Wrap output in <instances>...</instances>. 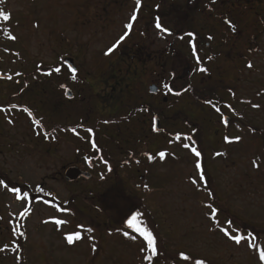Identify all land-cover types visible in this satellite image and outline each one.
I'll list each match as a JSON object with an SVG mask.
<instances>
[{
    "label": "rangeland",
    "instance_id": "obj_1",
    "mask_svg": "<svg viewBox=\"0 0 264 264\" xmlns=\"http://www.w3.org/2000/svg\"><path fill=\"white\" fill-rule=\"evenodd\" d=\"M114 1H6V11L11 13V19L3 28L9 29L12 36L16 34L19 42H13L8 36V40L0 42L9 45L5 51L0 50L5 61L11 63L16 58L22 66L30 68L38 62L53 66L59 63L60 71L54 77L66 76L68 86L74 92V99L69 100L63 94L60 96L55 87L51 89L53 100L49 99L45 104L53 107L55 116L61 120L65 114L71 126L78 124L79 116L86 113L92 122L96 117L116 122L120 116L119 121L123 122L118 123L122 125L120 128L115 125L105 128L110 130V137L101 135V158L107 155L122 162L117 166L115 161L105 158L109 170L100 163L98 150L91 146L87 132L85 140L76 138L78 144L70 141L66 146L22 145L17 151L0 150V168L14 180L30 185L35 192L33 211L24 223L25 246L28 247L26 264H149L141 252L144 239L131 242L123 235L127 229L122 227L123 214L117 211L118 206H112L110 217H107L97 205L89 209V204L81 199L108 190L115 179L120 184V177L124 185L120 184V190L116 188L121 194L131 196L138 191L144 170L133 155L139 152L137 158H141L148 149L167 151L169 148L168 136L164 130L154 131L149 112H143V115L138 112L129 122L128 106L132 109L143 102L151 107H166L160 128L188 131L192 125L198 129L202 140L204 158L197 157L191 148L183 149L175 143L167 151L174 156L168 157L173 160L171 164L155 160L149 166L151 184L159 180L162 183L158 185V191H148L146 198L160 222V236L166 251L185 252L215 264H264L259 258L260 249H264V0H140L142 5H138L137 0H117L124 8L120 16L114 8ZM220 11L229 13L235 31L224 22ZM134 14L136 20L132 21ZM157 17L163 27L170 30L185 27L194 31L195 38L174 39L173 34L161 30L159 37L158 29H154ZM130 22L133 25L131 30L125 27ZM125 32H128L127 37L106 55ZM198 36H203V42L194 50L192 43ZM8 49L21 51L11 55L6 54ZM142 53L164 59V62H155L156 59L151 62L154 66L162 65L164 77L160 80L151 74L146 77L147 82H156L160 87L158 97L140 83L133 86L130 82V74L136 76L137 72H132V66L126 67L124 61L130 56H142ZM67 57L76 61L75 80L64 62H60ZM249 62L252 68L247 67ZM187 66H190V75L183 78V82H177ZM103 73L105 78H99L103 80L101 88L108 84L117 85V82L121 84L118 90L127 82L129 85L128 92H124L111 109L106 108L102 90L95 98L88 89L91 85L99 91L100 85L93 79ZM79 74L84 76L82 84L86 88L83 93L81 87V94L86 102L80 97ZM110 74L115 76L114 80ZM165 84H173L171 91L179 92L170 95ZM211 84L212 98L221 100L218 107L205 104L201 95L196 97L189 90L192 86ZM39 93L37 88L31 95ZM161 93L166 96L165 102ZM254 104L259 107H252ZM220 106H223L221 112L218 111ZM178 112L188 117L189 126L183 125L179 118L174 122ZM223 116H228L230 122L225 124ZM116 137L119 139L115 140ZM81 154L92 160L95 173L89 181L68 183L64 178L65 171L81 160ZM197 162L201 169L196 168ZM204 165L215 177L216 202L211 200L200 176ZM128 169H135L136 173L131 175ZM192 179L197 180L195 185ZM40 188H43V194L52 195L61 204L73 198L74 211H90L91 221L76 222L73 213L60 211L57 204L50 203L46 197H37ZM4 203L3 215L5 213L10 221L0 222V252L10 239L16 217L27 207L26 200L18 199L14 194H7ZM212 209L218 211L213 214ZM228 221L232 222L231 225ZM246 226L256 232L258 228L259 237L252 239L254 231L240 230ZM88 228L93 231L88 232ZM223 228L233 235L251 236L237 244L221 231ZM77 231L82 239L67 243L66 235ZM9 256L14 261L16 254L7 251L6 257ZM172 259L174 264H189L179 261L177 256Z\"/></svg>",
    "mask_w": 264,
    "mask_h": 264
},
{
    "label": "flooded vegetation",
    "instance_id": "obj_2",
    "mask_svg": "<svg viewBox=\"0 0 264 264\" xmlns=\"http://www.w3.org/2000/svg\"><path fill=\"white\" fill-rule=\"evenodd\" d=\"M6 1L3 0V3L0 4V8H2L4 11H6ZM142 5L141 3H139ZM114 8L118 15L120 16L124 10L122 7V3L120 1L117 2V0L114 1ZM220 15L224 16V22L229 25L228 21H231V18L229 17V13L227 14L225 11H220ZM2 24V27H4V22L0 21ZM231 24L233 22L231 21ZM115 24V26H117ZM0 27V42L7 39L4 36L3 28ZM154 29H158L156 26ZM170 30V29H169ZM8 33H11L9 29H7ZM160 29H158V36L160 37ZM188 33L194 34L192 31H188ZM169 34V33H168ZM170 34L174 35V39H177L180 37L179 32L177 30H170ZM7 36V35H6ZM14 36V35H13ZM190 36V35H189ZM15 41H18V37L15 34ZM10 39V37L8 36ZM191 39L195 38V34L190 36ZM8 40V39H7ZM12 40V39H10ZM203 40V36L196 37V40L193 42L195 44V49H198L200 47V44ZM9 42V41H6ZM14 42V41H13ZM192 43V45H193ZM209 44V42L207 43ZM9 45L5 43L0 44V50L5 51V48H8ZM6 54L7 50H6ZM16 59V58H15ZM15 59L14 62L8 63L5 61L3 52L0 54V150H9L10 149H19L22 145L25 147H34V146H46L51 147L54 145H60L66 146L70 144V141L73 144H78V140L76 138H79L81 140H85L87 137H85V133H89V141L93 148L97 149V155L100 158V163L105 165L108 168V163L106 159H111L110 156L101 158L100 153L102 152L101 147V138L98 140L97 135L101 134L104 135L103 130H105L103 127L115 125V122L113 120H102L101 118L96 117L95 120L92 122L90 120L89 114L86 113L84 116H79V121L77 125H69L67 121V117L65 114L61 117V120H59L58 116L54 114L53 107L46 106L45 102H47L49 99L53 100V87H55L60 96L62 94L65 96V89L63 88V85L68 86V78L66 76H57L54 77L53 72V66L52 64H49L48 68V74H41V75H22V64L21 62H17ZM156 59V60H155ZM152 60H155V62H164V59L161 58V56H152L146 53H142V56H130L128 61L126 62V67L132 66L134 69L132 72H137V75H131L130 74V82L134 86L137 85V83H140L145 89H148L150 94H153L155 97H158L157 95L160 94L161 89L156 84V82L150 84L149 81H146L147 75L151 74L152 76H157V79L160 80L164 77V73L162 70V65L158 64V66H154L152 63ZM152 62V63H151ZM28 67V66H27ZM30 68V67H28ZM128 69V68H127ZM41 72H43V69H41ZM81 73V70L79 71ZM128 73V72H127ZM19 74V75H18ZM129 74V73H128ZM110 77L112 80L115 76L110 74ZM82 78L81 74L78 76V83L80 86V94H81V87L83 88L84 93V85L82 84ZM99 78H105V74H101L100 76H96L93 81H97L98 85H100L99 91H95L93 86L89 85L88 89L92 90L91 95H95V98H98L102 90L103 93H105L102 97L106 100V108L111 109L114 106L117 105L120 98L124 96V92H128L127 87L129 88L128 82L127 86L123 85L120 90H118V87L121 85L117 82V85H111L108 84L104 88H101V82L103 80ZM136 79V81H134ZM24 81V82H23ZM100 82V83H99ZM116 83L115 81H113ZM134 82V83H133ZM177 82H182V80H178ZM82 84V86H81ZM175 84V83H173ZM173 84H171L170 88L173 90ZM36 86L35 87H33ZM155 86L158 89V92L152 93L150 91V87ZM39 89V94L37 95H31V93ZM86 88V87H85ZM14 91V92H13ZM107 91V92H106ZM174 92H178V90L174 91H168L170 95H172ZM78 93V94H79ZM162 94V93H161ZM119 95V97H118ZM122 95V96H120ZM163 102L166 101V96L163 95ZM81 100L83 102H86L85 97L83 94L80 95ZM131 106H128V114L130 116V121H133L134 117L133 115L137 114H144L145 112H149L152 114L153 118V129L154 131H161L163 128H160L161 125V117H164L166 107H151L148 103H141L139 105H136L132 109ZM127 108V107H126ZM25 109H28V111H25ZM29 112H31L32 115H29ZM144 112V113H143ZM100 117V116H99ZM122 117L120 116L118 118V121ZM159 121V129H155V120ZM11 121V123H10ZM36 121H39L40 123H36ZM112 121V122H108ZM122 125H117V128H120ZM15 130L14 133H11L10 130ZM75 129V131H73ZM88 129H92L93 134H91ZM17 134V139L15 140V136ZM72 135V136H71ZM93 135V137H92ZM106 135V134H105ZM110 137V135H107ZM75 139H72V138ZM137 153V152H136ZM139 153V152H138ZM134 154V153H133ZM106 158V159H105ZM112 160V159H111ZM74 166H77L81 168L83 171H90L92 175L95 173L94 171V164L91 159H87L85 155L81 154V160L77 161ZM2 169V168H0ZM108 170V169H107ZM5 171V170H4ZM7 176L11 179L6 172ZM84 178H81L79 181H84Z\"/></svg>",
    "mask_w": 264,
    "mask_h": 264
},
{
    "label": "trees",
    "instance_id": "obj_3",
    "mask_svg": "<svg viewBox=\"0 0 264 264\" xmlns=\"http://www.w3.org/2000/svg\"><path fill=\"white\" fill-rule=\"evenodd\" d=\"M196 5H197V1H196ZM195 5V6H196ZM173 9H167V11H172ZM257 12V10H256ZM258 13V12H257ZM7 23V22H4ZM264 24V22H263ZM190 26H193L190 23ZM0 27H2V24L0 23ZM3 28V27H2ZM181 29V28H179ZM5 30L3 28V32H4V36L7 37L9 35L6 36L5 34ZM179 32V35H183L185 32L187 33V29L182 28L181 30H177ZM192 31V30H190ZM194 32V31H192ZM195 34V33H194ZM195 50V49H194ZM7 51H9L11 53V55H13V51H11L10 49H8ZM176 54V52H175ZM62 60V59H60ZM63 62V61H60ZM53 66V65H52ZM59 63L57 65L53 66V72L52 74H56L55 69L59 68ZM48 68H49V64H42V63H37L34 64L31 68H28L27 66H22V75H41V74H48ZM41 69H43V72H41ZM74 75V74H73ZM24 82V81H23ZM127 86V83H126ZM212 84L210 86H192L189 88L190 93L193 94L196 97H199L201 95L202 100L205 104H208L212 107H214L215 105H217L218 107V102L221 100L218 99H214L212 98L211 94H213V90H212ZM222 89V88H221ZM176 91V90H175ZM14 92V91H13ZM179 92V91H178ZM122 96V95H120ZM229 109H231L230 107H228ZM219 112H221V110L223 109V106H220L218 108ZM181 114V115H180ZM182 120V124L183 125H187V120L188 117H185L184 113L178 112L177 115L175 116V119L173 118L174 122H176L177 120ZM108 122H112V121H108ZM115 123V126L117 127L118 123L123 124V122L121 121H116V122H112ZM104 129L107 127H103ZM190 129H188V131L185 130H178V131H172V130H167L166 129H162L164 130V132L166 133V135L168 136L166 143L169 146L168 150H171L172 148H170V146L175 145V143H178L183 149H189L191 148V150L193 148H195L197 151L200 152V157L204 158V155L202 154V145L201 142L202 140L199 139L200 134H198V129L197 128H193V126L191 125V127L189 126ZM105 131V132H104ZM110 130H103V133L106 135H109ZM91 133L93 134V131H91ZM179 136V139H177V137ZM118 137L120 138V134H118ZM119 138L116 137L115 140H118ZM185 145H187V147H185ZM167 151H161V150H155L153 151L152 149H148L144 152V154L142 155V157L137 158V154L133 155V153H131V155H133V158H136L139 160V163L141 164V167L144 168L143 170V174L140 176L139 179V184H138V191L134 192L131 194V196L129 195H124L121 194V192H119L120 188V184L124 185L123 183V178H121L120 176V184L117 183V179H115L110 188H108L107 193H105L106 191H103L101 193H96L94 192L93 194L90 195V197H81V199H83L85 202H87L89 204V209H93L95 207H99V209L102 210L103 213H106L107 217L109 216V211L110 209H113L112 206H118L119 208H117V211H120L121 214H123V217L121 219V223H122V227L126 228L128 232H130V235L135 236L136 239H127L128 241L131 242H138L139 238L144 239L143 237H141L139 235V233H137L135 231L134 228H129L127 221L131 218V215L139 212L142 213V217L141 219L146 222L147 227L153 232V234L156 237V242H157V255L153 258V260L151 262H149V264H174L173 263V259L175 256H177V259L179 257V261H184L180 258L179 253H175L174 251L170 250V252L168 253L166 251V245L164 240L161 238V234L160 231L162 230L161 226H160V222H158L156 220L157 215L155 213V210L153 209V207H149V203L148 200L146 198V193L148 191H158L160 188L158 187L159 184H162L159 181L156 182V184H151L148 174L150 173L149 171V166L150 163L154 162L155 160L159 161V162H166L168 164H171V161H173L172 159L169 158H173V154L167 152ZM160 152H164L166 155L164 158H160L158 153ZM172 152V151H170ZM169 153V154H168ZM104 155V153H103ZM149 155H151L153 157V159H149ZM104 157H107V155H104ZM169 157V158H168ZM127 159V158H126ZM111 160V159H110ZM111 161H115L117 163V166L119 164H121L122 162L118 161V160H111ZM127 162V161H126ZM124 163V160H123ZM259 163H260V158H259ZM115 167V172H116V168ZM111 170V169H110ZM129 173L131 175H134L136 173L135 169H128ZM202 172H203V179H204V188L207 190L208 194L211 196V200L213 202H216V189H215V177L212 174L211 170L206 166H202ZM117 173V172H116ZM164 180V179H163ZM84 181H89V180H84ZM162 181V180H161ZM0 222H2V224L6 221H10L5 213L3 215V205L5 204V199H6V195L7 194H14L17 196L18 199H25L27 202V207L26 209H24L21 213H19V215L16 217L15 222H13V226L10 230V239L7 244V242H5L6 244L3 245V251L0 252L2 254H0V262L1 264H26L27 263V258H25V252L26 249L28 248L27 246H25L26 243V230L24 227V223L26 218L28 217V215H30L33 211V202L35 199L34 193L31 186L28 185L27 183L24 182H20L18 180H14L11 179L7 176L6 171H4L3 169H0ZM72 184V183H71ZM155 185V186H153ZM119 188V190L117 188ZM117 189V191H115L114 189ZM123 188V187H122ZM13 189H20L19 192L13 191ZM136 189V190H137ZM24 193H27V196H24ZM104 195H103V194ZM139 193H141L142 195H138ZM46 197L47 200L51 203L57 204L58 209L62 212H66V213H73L74 214V220L76 222H82L83 220H90L91 219V214H89L90 211H85V210H77L74 211L73 207H75V200L73 198H70L69 201H67L65 204H61L58 200H56L52 195H45L42 192L38 191L37 192V197ZM89 196V195H88ZM56 202V203H55ZM97 205V206H95ZM108 211V212H107ZM161 219V217L159 218ZM91 221V220H90ZM107 221V220H106ZM143 226V225H140ZM245 226V225H244ZM247 229L249 232L254 231V237H259V233L260 230L257 228V232L256 230H251V228L249 226H246V228L241 227L240 230H245ZM258 233V234H257ZM13 236V237H11ZM145 241V246L146 247V240ZM10 244V245H9ZM137 247H140L139 245H137ZM142 247V246H141ZM7 251H10L11 255L16 254L14 261H12V259L7 258L6 257V253ZM146 253H144L145 255ZM148 254H151L150 252H148ZM194 259H197L196 257H193ZM198 259H202V258H198ZM205 260V259H204ZM206 264H215V263H211L207 260ZM188 262V261H186ZM190 264V262H188ZM176 264H179L178 262Z\"/></svg>",
    "mask_w": 264,
    "mask_h": 264
},
{
    "label": "snow or ice",
    "instance_id": "obj_4",
    "mask_svg": "<svg viewBox=\"0 0 264 264\" xmlns=\"http://www.w3.org/2000/svg\"><path fill=\"white\" fill-rule=\"evenodd\" d=\"M2 3H3V0H0V4H2ZM139 3H140V0H137V4L138 5H139ZM10 19H11V13L10 12H7V11H4L2 8H0V21L8 22ZM131 20L132 21H135L136 20V15L135 14L131 17ZM228 23H229V25H231V21H228ZM132 26L133 25L130 22L125 27L127 29L131 30ZM231 26H232V30L235 31V26L234 25H231ZM156 27L158 29H160L162 33L167 32V33L170 34V30L167 27H163L161 25V22L159 20V17L156 18ZM5 34L6 35H9L10 39H12V40H15L16 39L15 36H12L7 31H5ZM127 35H128V32H125L124 35H122L119 38V40H117V42L115 44H113L107 50V52L105 54L106 55L111 54L119 46V44L127 37ZM189 35L191 36V35H194V34L189 33ZM193 48L195 49V44L194 43H193ZM247 67L252 68V63L249 62L248 65H247ZM55 71L56 72H59L60 69L59 68H56ZM75 71L76 70L73 69V72H75ZM201 71H207V69H201ZM72 78L75 80L76 79L75 75H73ZM164 87L165 88H168L171 91V88H170V86L168 84H165ZM252 107L258 108L259 105H255L254 104V105H252ZM25 111H28V109H25ZM29 115H32L31 112H29ZM10 123H11V121H10ZM36 123H40V122L39 121H36ZM73 131H75V129H73ZM87 131L91 132L92 129H88ZM177 139H179V136L177 137ZM236 139L239 140L240 138L239 137H236ZM185 147H187V145H185ZM192 151L195 153V155L197 157H199L201 155L200 152L197 151L195 148H193ZM158 155H159L160 158H164L166 154L164 152H160V153H158ZM217 155H220V154L218 153ZM149 159L151 160V159H153V157L151 155H149ZM196 168L197 169H201V165H200L199 162H197ZM200 176H201V179H202L203 178V172L202 171L200 173ZM191 182L195 185L197 183V180L196 179H192ZM0 183H2V182H0ZM13 191L19 192L20 189H13ZM39 191L43 192V188H40ZM24 196H27V193H24ZM208 207L211 209V205H209ZM212 211H213V214H215V212L218 211V210L212 209ZM141 217H142V213L137 212V213L131 215V218L127 221V224H128V227L129 228H134L135 231L137 233H139V235L141 237H143L144 240H146V242H147L146 243V247L141 248V252L142 253H146L144 255V259H146L149 262H151L153 260V258L157 255V242H156V237L153 234V232L147 227L146 222H144L141 219ZM213 218H215L214 215H213ZM56 223L60 224V223H64V222L63 221H56ZM227 223L229 225H231L232 222L231 221H228ZM140 225H143V226H140ZM87 231L88 232H92L93 229L92 228H88ZM221 231H223L226 236H228L231 240L235 241V243H237V244H240L241 241L248 240L249 237L251 236V234H249V236L233 235V234H231L228 231L227 228H223V229H221ZM123 235L124 236H127V237H129L130 239H133V240L136 239L135 236L130 235L129 232H127V231H125L123 233ZM251 238L252 239H255V237H251ZM80 239H82V236H81V233L79 231H77V232H75L73 234L66 235V240H67V243H69V244H72L75 241H78ZM249 246L250 247H253V248L256 247L255 244H249ZM92 248H93V251L96 250L95 244L92 245ZM147 252H150L151 254H147ZM179 256H180V258L182 260L190 262V264H206V261L204 259H198V258L197 259H194L193 256H191V255H189V254H187L185 252H180L179 253ZM259 258H260L261 261H264V249H260V251H259Z\"/></svg>",
    "mask_w": 264,
    "mask_h": 264
},
{
    "label": "water",
    "instance_id": "obj_5",
    "mask_svg": "<svg viewBox=\"0 0 264 264\" xmlns=\"http://www.w3.org/2000/svg\"><path fill=\"white\" fill-rule=\"evenodd\" d=\"M76 61L74 60V58H65L64 59V63L66 64V66L68 67V69L70 70L71 73H77L78 69H77V64L75 63ZM73 69H75L76 71L73 72ZM191 71H190V66H187L186 68H184L183 70V74L180 77L181 79H183L186 75H190ZM63 88L65 89V96L67 99L71 100L74 98V92L71 88L63 85ZM150 91L152 93H156L158 92L157 87L155 86H151L150 87ZM223 122L225 124L230 122V118L228 116H224L223 117ZM155 129H159V121L156 119L155 120ZM92 177V174L86 171H82L79 167L77 166H71L69 167L64 174V178L68 183H73L76 182L77 180L81 179V178H85L87 180H89Z\"/></svg>",
    "mask_w": 264,
    "mask_h": 264
},
{
    "label": "bare ground",
    "instance_id": "obj_6",
    "mask_svg": "<svg viewBox=\"0 0 264 264\" xmlns=\"http://www.w3.org/2000/svg\"><path fill=\"white\" fill-rule=\"evenodd\" d=\"M20 51H21V50H20ZM20 51H19V49H16L15 51H13L12 54H13V55H16V54H18ZM7 53H8V54H11L9 51H7ZM100 138H101V134L97 135V139L99 140Z\"/></svg>",
    "mask_w": 264,
    "mask_h": 264
}]
</instances>
